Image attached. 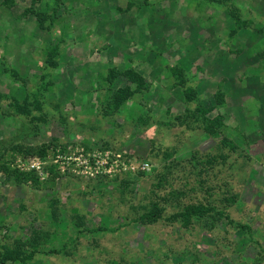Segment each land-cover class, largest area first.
<instances>
[{"label": "rangeland", "instance_id": "1", "mask_svg": "<svg viewBox=\"0 0 264 264\" xmlns=\"http://www.w3.org/2000/svg\"><path fill=\"white\" fill-rule=\"evenodd\" d=\"M7 5L3 264H264V0Z\"/></svg>", "mask_w": 264, "mask_h": 264}, {"label": "trees", "instance_id": "2", "mask_svg": "<svg viewBox=\"0 0 264 264\" xmlns=\"http://www.w3.org/2000/svg\"><path fill=\"white\" fill-rule=\"evenodd\" d=\"M8 3H10V0H2V4L9 6L7 5ZM24 11H27V12H31L33 11L32 9H30V7H26L24 9ZM54 47V46H53ZM51 49V52L50 54L52 55H55V48ZM42 149V146L39 147V148H36V150H34L37 154H41L43 153V150ZM0 170H3L5 172H8V174L11 173V170H8V168L6 167L5 164H0ZM16 174V179L19 181L20 179H26L28 176H22V174H17V173H14ZM21 176V177H20ZM20 177V178H19ZM23 177V178H22ZM164 182V179L162 180H158L157 182H155V186H159L161 184V182ZM170 193H171V190H169ZM229 200H232L231 198H228ZM153 207H158L159 210L157 212H152V208ZM163 210V207L162 206H159L157 205V203H155L154 206L151 205V209L148 211V212H145L146 214L144 216L146 217H158L160 215V211ZM208 212H211L213 214H216L217 216H223L224 213L223 211L219 210V209H216V207L212 206V205H202L201 203L197 204V205H192L190 206V209L188 211H183V212H180L179 215H182V216H185L187 214H193V216H201V215H206L208 214ZM178 215V214H177ZM228 222H231L230 219H228ZM244 226V225H243ZM246 227V226H244ZM37 250H34V249H31L29 250V252H27L26 254H16V252L14 254H11L10 252H6L4 253V255H2L1 259H0V264H3L5 260H20V261H24L26 259H30L32 257V255L36 252ZM58 250L56 249H49L47 250V252H52V253H57Z\"/></svg>", "mask_w": 264, "mask_h": 264}, {"label": "built area", "instance_id": "3", "mask_svg": "<svg viewBox=\"0 0 264 264\" xmlns=\"http://www.w3.org/2000/svg\"><path fill=\"white\" fill-rule=\"evenodd\" d=\"M78 158H83V157H82V154L79 153ZM86 164H87V163H86ZM146 165H147L146 163L142 162V165H140V167H141V168H144V166H146ZM39 167H40V166H39L38 162H32V163L29 164V168H33V169H35V170H36V169H39ZM131 168H132V166H131Z\"/></svg>", "mask_w": 264, "mask_h": 264}]
</instances>
